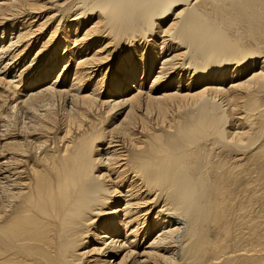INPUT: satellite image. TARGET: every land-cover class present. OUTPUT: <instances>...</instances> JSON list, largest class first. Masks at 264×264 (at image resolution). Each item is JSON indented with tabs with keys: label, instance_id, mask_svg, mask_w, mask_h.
I'll list each match as a JSON object with an SVG mask.
<instances>
[{
	"label": "bare ground",
	"instance_id": "obj_1",
	"mask_svg": "<svg viewBox=\"0 0 264 264\" xmlns=\"http://www.w3.org/2000/svg\"><path fill=\"white\" fill-rule=\"evenodd\" d=\"M0 264H264V0H0Z\"/></svg>",
	"mask_w": 264,
	"mask_h": 264
}]
</instances>
